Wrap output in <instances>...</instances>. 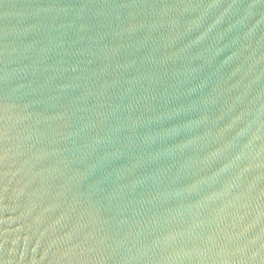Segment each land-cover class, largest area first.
<instances>
[{"label":"water","instance_id":"water-1","mask_svg":"<svg viewBox=\"0 0 264 264\" xmlns=\"http://www.w3.org/2000/svg\"><path fill=\"white\" fill-rule=\"evenodd\" d=\"M0 264H264V0H0Z\"/></svg>","mask_w":264,"mask_h":264}]
</instances>
